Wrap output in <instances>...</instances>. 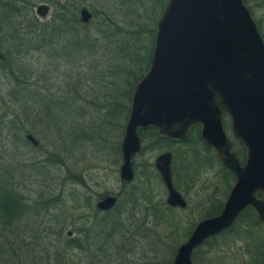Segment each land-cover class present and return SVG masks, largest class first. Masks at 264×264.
Instances as JSON below:
<instances>
[{"label": "rangeland", "instance_id": "obj_1", "mask_svg": "<svg viewBox=\"0 0 264 264\" xmlns=\"http://www.w3.org/2000/svg\"><path fill=\"white\" fill-rule=\"evenodd\" d=\"M41 2L50 6L45 17L36 13ZM165 3L0 0V198L18 210L0 217V264H170L196 222L221 208L234 174L198 129L180 143L144 137L135 178L119 179L132 89L149 65L139 58L150 46V60ZM247 5L264 38V0ZM81 6L92 13L88 23L79 20ZM223 124L233 140L230 120ZM165 150L183 210L166 205L154 167ZM108 193L116 205L97 211ZM245 210L193 252V264H264V223ZM83 237L89 247L79 249Z\"/></svg>", "mask_w": 264, "mask_h": 264}, {"label": "water", "instance_id": "obj_2", "mask_svg": "<svg viewBox=\"0 0 264 264\" xmlns=\"http://www.w3.org/2000/svg\"><path fill=\"white\" fill-rule=\"evenodd\" d=\"M48 11L45 3L36 6L40 17ZM91 18L81 7L80 21ZM155 24L148 68L132 89L119 179L125 184L134 179L139 129L152 127L163 138L184 140L191 126H201V140L236 172V179L221 212L197 222L170 263L193 264V251L229 228L244 209L253 208L264 223V38L245 0H166ZM225 116L245 148L242 166L230 151ZM25 137L38 143L31 133ZM170 161L171 153L165 152L155 162L168 190L166 202L185 207L171 182ZM116 202V195L108 194L95 206L105 211Z\"/></svg>", "mask_w": 264, "mask_h": 264}, {"label": "flooded vegetation", "instance_id": "obj_3", "mask_svg": "<svg viewBox=\"0 0 264 264\" xmlns=\"http://www.w3.org/2000/svg\"><path fill=\"white\" fill-rule=\"evenodd\" d=\"M41 3H44V2H41ZM46 4V3H45ZM39 5V4H38ZM49 6V5H48ZM81 7H83V6H81ZM80 7V8H81ZM49 9H50V6H49ZM79 11H80V9H79ZM47 15V14H46ZM45 15V16H46ZM44 16V17H45ZM80 20V19H79ZM4 58H2V59H0V60H3ZM226 118H228L227 116H225L224 117V119H223V121L226 119ZM229 119V118H228ZM223 126H224V124H223ZM193 127H198V134H199V138H200V140H201V137H200V131H201V126L200 125H194V126H191L190 127V129H189V133H188V136L184 139V140H173V139H168V138H163V137H161L162 139H164V140H166V141H169V142H172V143H180V142H184V141H186L188 138H189V136H190V133H191V131H192V128ZM150 128H152V127H149V128H147V129H139L138 130V134H139V136L141 137V147H142V142H143V137L141 136V131H143V130H148V129H150ZM224 130H225V128H224ZM157 132V131H156ZM226 132V131H225ZM226 134H227V132H226ZM158 135V134H157ZM159 136V135H158ZM227 136H228V134H227ZM228 138H229V140L231 141V149H230V151L233 153V154H235V156L237 157V159H238V161H239V165L240 166H242L243 164H244V161H245V155L243 156V158L242 159H239V157L237 156V151H235V150H233V146H234V143L235 144H240L234 137H233V140L232 139H230V137L228 136ZM27 140V139H26ZM36 140L38 141V143L36 144V145H34L33 143H31L30 141V143H31V145H33L34 147H39L40 146V142H39V140L36 138ZM28 141V140H27ZM202 141V140H201ZM202 143H203V141H202ZM204 144V143H203ZM206 147H208L209 149H211L215 154H216V156L218 157V159L220 160V162L222 163V166L223 167H225L227 170H230L233 174H234V182H235V179H236V172L233 170V169H230V168H228V167H226L224 164H223V162H222V160L220 159V157H219V155H218V153L212 148V147H209V146H207L206 144H204ZM241 145V144H240ZM242 146V145H241ZM243 147V146H242ZM244 148V147H243ZM140 150H141V148H140ZM244 150H245V148H244ZM140 152V151H139ZM138 152V153H139ZM165 152H169V153H171V161H170V172H171V182H172V185H173V187L179 192V194L183 197V199L185 200V203H186V205H185V207H179V206H172V205H169L167 202H166V198H167V195H168V190H167V187H166V185H165V183L163 182V180H162V178H161V176H160V173H159V171L157 170V168H156V166H155V162H156V158L160 155V154H162V153H165ZM137 153V154H138ZM136 154V155H137ZM136 157V156H135ZM135 159V158H134ZM154 167H155V169H156V171H157V173H158V175H159V177H160V179H161V181L163 182V184H164V187H165V190H166V197H165V203H166V205L168 206V207H170V208H174V209H185L186 207H187V200H186V198L183 196V194H182V192L179 190V188H178V186L176 185V175L174 174V172H173V153L171 152V151H169V150H165V151H162V152H160L159 154H157L156 155V157H155V160H154ZM133 169H134V162H133ZM135 174H136V172H135V169H134V178H135ZM233 177H232V175H231V179H232ZM234 185V183L232 184V186ZM232 186H231V188H232ZM231 188H230V190H231ZM230 190H229V192H230ZM229 192H228V194H229ZM108 194H110V193H108ZM108 194H105V195H102L99 199H101L102 197H104V196H106V195H108ZM113 195H116V194H113ZM116 197H117V195H116ZM228 197V195L226 196V198ZM226 198H225V200H226ZM98 199V200H99ZM97 200V201H98ZM225 200H224V202H225ZM224 202L221 204V208H220V205H218V206H216V208H217V210H218V212H217V214H219L220 212H221V210H222V208H223V205H224ZM116 205V204H115ZM114 208V207H113ZM113 208H111L110 210H105V211H101V210H99V211H101V212H107V211H111ZM216 208H215V210H216ZM245 210V209H244ZM243 210V211H244ZM242 211V212H243ZM241 212V213H242ZM240 213V214H241ZM217 214H215V215H217ZM240 214H239V216H240ZM215 215H212V216H215ZM238 216V217H239ZM208 217H211V216H205L203 219H205V218H208ZM237 217V218H238ZM203 219H201V220H203ZM200 221V220H199ZM198 221V222H199ZM236 221V220H235ZM234 221V222H235ZM197 223V222H196ZM234 224V223H233ZM232 224V225H233ZM231 225V226H232ZM230 226V227H231ZM229 227V228H230ZM229 228H227V229H229ZM227 229H225V230H227ZM224 230V231H225ZM224 231H222V232H224ZM221 232V233H222ZM220 234V233H219ZM218 235V234H217ZM216 236V235H215Z\"/></svg>", "mask_w": 264, "mask_h": 264}, {"label": "trees", "instance_id": "obj_4", "mask_svg": "<svg viewBox=\"0 0 264 264\" xmlns=\"http://www.w3.org/2000/svg\"><path fill=\"white\" fill-rule=\"evenodd\" d=\"M245 2L246 3H248L249 2V0H245ZM31 26V25H30ZM29 26V27H30ZM31 42H29V39H26V41H25V43H22V44H30ZM21 44V45H22ZM149 48H150V46H148L147 48H146V51L141 55L142 57H140L139 59H141L142 61H144V64L145 63H148L149 61H148V59H149V53H150V50H149ZM146 54V55H145ZM196 129H198V127H193L192 128V131H194V130H196ZM141 136L144 138V137H146V136H149V137H151V138H155V139H162L160 136H158L157 135V132H156V130L155 129H153V128H150V129H148V130H143V131H141ZM199 137V136H198ZM238 150H237V156L239 157V159H242L243 158V156L245 155L246 156V151L244 150V148L240 145V144H238ZM16 207H17V204L14 202V201H8V202H6L5 201V199H2V198H0V217H2V218H4L3 220H5V219H7L8 217H10L12 214H13V212H15L16 211ZM97 209V208H96ZM97 211H99L98 209H97ZM217 210H213V211H210V213L207 215V216H212V215H215V214H217V212H216ZM18 212V210L15 212V213H17ZM108 212V211H107ZM245 216L246 217H252V219H253V221H255V222H260L261 221V219L258 217V215H257V213L254 211V209L253 208H249V209H246L245 210ZM87 234V230H86V233H85V235ZM85 237V236H84ZM83 237V238H84ZM213 237V236H212ZM68 239V243H69V240H73L72 238L70 239V238H67ZM75 240V239H74ZM208 240V239H207ZM206 241V240H205ZM204 241V242H205ZM87 243V246L89 247V243L87 242V240H85V238L84 239H82V240H80V241H77L74 245L75 246H78V248L79 249H83L84 247H86V243ZM203 242V243H204ZM69 245V244H68ZM198 248V247H197ZM196 248V249H197ZM195 249V250H196ZM194 250V251H195ZM193 251V252H194ZM64 264H66V263H64Z\"/></svg>", "mask_w": 264, "mask_h": 264}]
</instances>
